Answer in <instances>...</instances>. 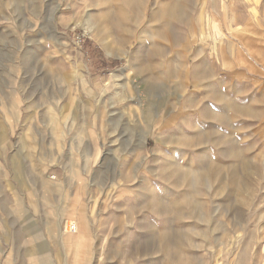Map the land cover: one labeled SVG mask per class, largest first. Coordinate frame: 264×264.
<instances>
[{
    "label": "rangeland",
    "instance_id": "374dc122",
    "mask_svg": "<svg viewBox=\"0 0 264 264\" xmlns=\"http://www.w3.org/2000/svg\"><path fill=\"white\" fill-rule=\"evenodd\" d=\"M0 264H264V0H0Z\"/></svg>",
    "mask_w": 264,
    "mask_h": 264
},
{
    "label": "bare ground",
    "instance_id": "6f19581e",
    "mask_svg": "<svg viewBox=\"0 0 264 264\" xmlns=\"http://www.w3.org/2000/svg\"><path fill=\"white\" fill-rule=\"evenodd\" d=\"M217 34L220 35V32L217 31ZM142 102H140L141 104ZM74 224V229L70 230L69 228H67V231H63L62 229L59 230V234H61V237L64 241H69V242H73V244L75 246H78V242L81 240V238L83 237V231L81 230V227L78 223V221H74V220H67L66 224Z\"/></svg>",
    "mask_w": 264,
    "mask_h": 264
},
{
    "label": "built area",
    "instance_id": "2783aa9c",
    "mask_svg": "<svg viewBox=\"0 0 264 264\" xmlns=\"http://www.w3.org/2000/svg\"><path fill=\"white\" fill-rule=\"evenodd\" d=\"M81 41V39L80 38H78V42H80ZM66 226L70 229V230H72V229H74V224H66Z\"/></svg>",
    "mask_w": 264,
    "mask_h": 264
}]
</instances>
